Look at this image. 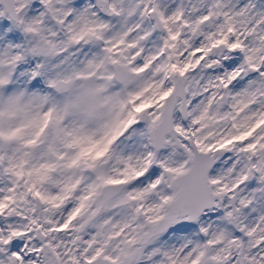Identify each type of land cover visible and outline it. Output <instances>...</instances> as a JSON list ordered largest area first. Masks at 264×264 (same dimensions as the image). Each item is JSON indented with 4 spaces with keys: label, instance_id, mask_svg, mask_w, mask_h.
Segmentation results:
<instances>
[{
    "label": "snow or ice",
    "instance_id": "snow-or-ice-1",
    "mask_svg": "<svg viewBox=\"0 0 264 264\" xmlns=\"http://www.w3.org/2000/svg\"><path fill=\"white\" fill-rule=\"evenodd\" d=\"M0 264H264V0H0Z\"/></svg>",
    "mask_w": 264,
    "mask_h": 264
}]
</instances>
